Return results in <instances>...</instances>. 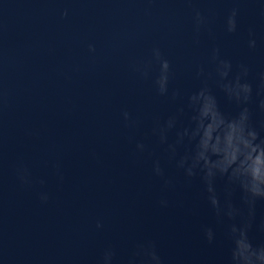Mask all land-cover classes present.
Listing matches in <instances>:
<instances>
[{"label": "water", "instance_id": "95a60500", "mask_svg": "<svg viewBox=\"0 0 264 264\" xmlns=\"http://www.w3.org/2000/svg\"><path fill=\"white\" fill-rule=\"evenodd\" d=\"M233 8L237 30L228 32ZM157 48L169 94L200 87L203 68L228 115L239 106L216 85L213 49L231 61L230 77L247 65L248 106L264 137V0H0V264H99L109 245L124 264L149 239L166 264H227L231 244L201 180L186 181L151 134L178 103L157 92ZM157 158L170 187L153 172ZM225 183L216 182L221 194ZM255 212L249 235L264 243V200ZM205 225L216 230L212 243Z\"/></svg>", "mask_w": 264, "mask_h": 264}, {"label": "clouds", "instance_id": "9594fccd", "mask_svg": "<svg viewBox=\"0 0 264 264\" xmlns=\"http://www.w3.org/2000/svg\"><path fill=\"white\" fill-rule=\"evenodd\" d=\"M238 9L233 8L226 18V30H237ZM67 15V11L64 13ZM197 25L205 20L199 11L195 14ZM252 36V30H249ZM249 48L256 47V40H248ZM94 50L93 45H89ZM153 54L160 62V75L155 80L160 96L178 102L176 110L166 117L157 118L151 134L164 147L170 162L190 182L199 177L205 198L215 216L216 223L223 226V235L231 244L227 264H264V243L254 244L250 238L256 216V203L264 200V137L252 122L249 102L253 97V84L248 79L250 68L241 64L234 77H230L232 63L220 58L219 48L213 49L216 85L228 100L239 106L235 115H228L219 106L213 87L208 83L212 73L205 75L201 68L198 77H204L201 86L182 95L179 89L169 94L170 66L160 50ZM144 75H147L145 71ZM264 92V73L259 76L257 95ZM264 110V99L260 101ZM129 121V113H123ZM134 123V122H133ZM264 127V125H262ZM140 151L146 149L143 142H137ZM182 150V151H181ZM153 172L163 179L164 186L170 187L174 181L166 175L160 158L153 162ZM226 181L223 194L217 190V180ZM239 191L240 203L234 202L233 195ZM46 199V197H43ZM162 207L168 206V200L159 201ZM102 225L98 222L97 227ZM264 231V221L260 224ZM205 239L212 243L216 239V230L212 226H203ZM116 250L109 245L103 251L99 264H114ZM124 264H166L158 251L154 240L137 242Z\"/></svg>", "mask_w": 264, "mask_h": 264}]
</instances>
